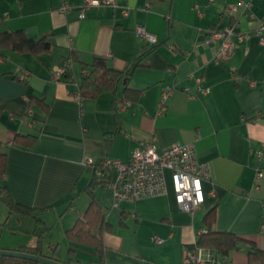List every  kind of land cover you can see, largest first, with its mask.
Segmentation results:
<instances>
[{
	"label": "crops",
	"instance_id": "crops-1",
	"mask_svg": "<svg viewBox=\"0 0 264 264\" xmlns=\"http://www.w3.org/2000/svg\"><path fill=\"white\" fill-rule=\"evenodd\" d=\"M85 2L0 0V33L22 29L51 44L39 53L0 47V141L7 152L2 183L21 204L52 206L37 221L23 213L8 217L0 201V248L39 246L42 254L72 264H183L215 208L214 228L244 239L229 253V264H247L250 241L264 250V158L257 156L264 150V44L253 33L228 60L216 62L218 42L209 32L232 23L254 32L264 22V0H116L118 7L90 6L81 18ZM122 6L130 8L128 15ZM139 24L154 43L137 35ZM152 46L115 92L86 97L82 106L71 95L96 58L124 69ZM67 58L73 69L54 80ZM20 69L28 70L27 81L17 78ZM200 77L207 93L196 89ZM165 86L177 89L158 114ZM119 99L129 101L123 110L116 109ZM20 134L37 138L23 146L14 143ZM152 138L158 150L194 144L197 160L209 166L204 203L194 212L182 210L167 171L166 192L112 209L114 172L96 170L94 194L108 209L111 227L102 234L101 255L74 247L66 231L91 202L87 186L94 172L85 159L127 161Z\"/></svg>",
	"mask_w": 264,
	"mask_h": 264
},
{
	"label": "built area",
	"instance_id": "built-area-1",
	"mask_svg": "<svg viewBox=\"0 0 264 264\" xmlns=\"http://www.w3.org/2000/svg\"><path fill=\"white\" fill-rule=\"evenodd\" d=\"M241 3V2H240ZM101 4L118 7L116 0H86L80 17H85V9L90 6ZM232 10L237 6L233 5ZM130 8L121 7V13L128 15ZM137 35L148 43H154L156 38L144 25L139 24L135 29ZM255 33L262 44H264V22L258 28L251 31H240L237 25L232 23L223 29L211 30L210 39L218 42V48L215 55L216 62L228 60L234 53L237 43L248 38ZM73 69V59L67 58L62 66L57 68L53 74L54 80L63 79V76ZM88 69H84L83 74H87ZM29 72L26 69H20L17 78L20 81H27ZM196 89L198 92L207 93L208 88L203 87L202 78L198 80ZM176 86H165L162 92L157 113L162 114L168 108V102ZM183 90L190 91L189 86H184ZM82 106L84 97L81 95L79 86L71 94ZM129 105L127 99H119L116 102V109L123 110ZM82 109V108H81ZM259 159L264 158V150L257 152ZM95 158L87 157L85 164L93 165ZM103 166L108 170H113L114 177L108 186L112 191L111 208H117L123 201L136 200L146 196L161 194L167 191V171L171 174L172 187L175 192V199L182 210L194 212L205 201V191L203 182L210 178L209 166L206 162L197 160V150L192 143H174L162 150H158L154 138L149 141H141L134 149L129 160L119 159H101ZM99 172H102L98 168ZM257 176H262V171L258 169ZM158 243L163 239L154 237ZM183 264H229L228 258L218 259L215 252L207 247L195 246L187 250L183 257Z\"/></svg>",
	"mask_w": 264,
	"mask_h": 264
},
{
	"label": "trees",
	"instance_id": "trees-1",
	"mask_svg": "<svg viewBox=\"0 0 264 264\" xmlns=\"http://www.w3.org/2000/svg\"><path fill=\"white\" fill-rule=\"evenodd\" d=\"M10 46L19 51H31L39 53L45 51L50 47V42L47 36L36 40L29 37L22 29L11 30L6 29L0 33V47ZM155 46L144 49L141 55L133 63L129 64L124 69H117L107 64L104 58H96L91 64L86 65L88 73L82 79L79 87L81 95L86 97H96L106 92H115L119 84L127 77L129 79L132 70L141 63L142 58ZM129 90L125 87V92ZM132 96L138 95V91L131 92ZM36 134H20L14 143L28 146L36 140ZM93 170V178L87 186V191L90 195L91 202L85 214L77 219L75 224L67 229L66 234L74 247L90 248L97 254L103 253L102 234L109 230L111 224L107 221L108 209L99 201L94 194V188L98 183L96 170L100 168L103 172L107 171V167L103 166L101 160H96V163L91 165ZM7 170V152L0 141V201H3L8 209L9 216L14 213H23L41 221V216L45 214L52 206L32 207L21 204L14 200L7 187L2 183V178ZM9 218L5 221L8 223ZM216 222L215 208L210 210L204 217V226L207 228L203 230L195 244L191 245L189 249L195 246L207 247L215 252L218 259L228 258L231 251L237 249L241 240H244L237 234L230 231H219L214 228ZM248 249V263L247 264H264V250L259 248L255 242L250 241ZM17 250L28 252L37 255H44L39 246H20ZM71 253L74 251L70 248ZM72 264L71 262H67ZM0 264H39L33 260L0 256Z\"/></svg>",
	"mask_w": 264,
	"mask_h": 264
},
{
	"label": "water",
	"instance_id": "water-1",
	"mask_svg": "<svg viewBox=\"0 0 264 264\" xmlns=\"http://www.w3.org/2000/svg\"><path fill=\"white\" fill-rule=\"evenodd\" d=\"M0 256H11L33 260L41 264H70L47 255H37L16 249L0 248Z\"/></svg>",
	"mask_w": 264,
	"mask_h": 264
}]
</instances>
